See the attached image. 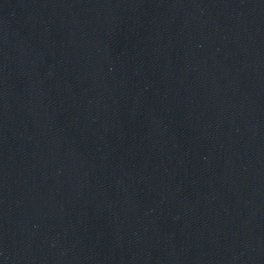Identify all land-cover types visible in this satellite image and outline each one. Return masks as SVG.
Here are the masks:
<instances>
[{
  "label": "water",
  "instance_id": "obj_1",
  "mask_svg": "<svg viewBox=\"0 0 264 264\" xmlns=\"http://www.w3.org/2000/svg\"><path fill=\"white\" fill-rule=\"evenodd\" d=\"M0 112L200 264H264V0H0Z\"/></svg>",
  "mask_w": 264,
  "mask_h": 264
}]
</instances>
